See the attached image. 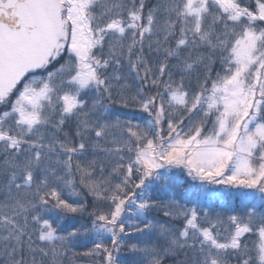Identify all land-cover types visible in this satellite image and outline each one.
Wrapping results in <instances>:
<instances>
[{
  "label": "snow or ice",
  "instance_id": "6c2138e0",
  "mask_svg": "<svg viewBox=\"0 0 264 264\" xmlns=\"http://www.w3.org/2000/svg\"><path fill=\"white\" fill-rule=\"evenodd\" d=\"M0 264H264V0H0Z\"/></svg>",
  "mask_w": 264,
  "mask_h": 264
}]
</instances>
